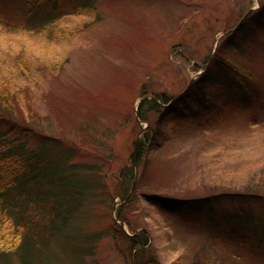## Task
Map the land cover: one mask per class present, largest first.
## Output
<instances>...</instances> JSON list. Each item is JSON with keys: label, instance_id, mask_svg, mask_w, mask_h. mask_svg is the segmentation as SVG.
Listing matches in <instances>:
<instances>
[{"label": "rangeland", "instance_id": "obj_1", "mask_svg": "<svg viewBox=\"0 0 264 264\" xmlns=\"http://www.w3.org/2000/svg\"><path fill=\"white\" fill-rule=\"evenodd\" d=\"M95 4L98 18L60 44L41 42L39 36L9 31L0 24L1 79L12 60L27 61L32 67L33 59L42 64L59 59L55 69H41L40 78L26 79L20 86L22 103L29 100L20 114L37 133L54 135L59 143L74 148L73 162L95 164L103 177L106 198L96 197L77 214L75 228L80 234H102L85 264H132L118 234L121 230L131 235L129 226L134 234L146 233V253L155 264H264L257 248L252 250L243 238H236L238 225L222 241L219 232L213 249L217 233L205 226L202 215L196 218L199 221L181 213L165 217L144 196L123 207V221L116 219L124 206L116 196L120 191L116 175L129 164L134 143L146 127L138 123L135 112L142 96H159L166 104L160 113L149 115L152 129L138 167L144 174L142 191L184 202L208 198L212 212L241 208L259 224L264 201H247L242 192L264 188L257 174L264 168V30L259 24L264 21L255 17H264V0H95ZM16 8L31 14L19 0H0V21L7 19L6 27L15 28ZM246 24L256 30L245 35L247 43H258L253 55L262 62L242 59L247 70L238 79L259 80L253 84L254 105L205 113L193 103L199 93L209 99L213 85L201 87L197 79L207 67L216 69L218 42L234 33L244 35L247 27L240 33L238 29ZM238 59L232 61L237 67ZM230 81L228 75L216 91ZM33 83L35 90L29 92ZM196 109L199 117L192 112ZM219 192L241 196L211 198Z\"/></svg>", "mask_w": 264, "mask_h": 264}, {"label": "trees", "instance_id": "obj_2", "mask_svg": "<svg viewBox=\"0 0 264 264\" xmlns=\"http://www.w3.org/2000/svg\"><path fill=\"white\" fill-rule=\"evenodd\" d=\"M23 3L30 8L31 14L26 16L16 8L18 16L15 28L6 27L9 21L5 18V21H0L1 26L9 31L18 30L16 32L39 36L40 40H56L57 44L68 36L81 34L94 18H98L95 0H19L20 6ZM255 17L257 22L264 21L263 15L256 14ZM76 19L79 20L73 23ZM259 24H262L264 30V23ZM244 27L248 28L243 32L244 35L234 33L218 42L214 51L216 69L209 70L207 67L197 79V84L200 83L201 87L213 85L209 99H204L203 94L199 93L193 103L198 108L202 107L205 113L214 110L219 114L238 107H245L243 109L246 110L247 106L254 105L253 84L258 79L252 82L243 79L240 82L238 77L243 69L247 70L242 59L250 63L254 60L262 61L253 55L258 43H247L245 35L246 32L255 34V28L252 25H241L238 33ZM60 33L63 34L61 39ZM57 56L59 55L56 54ZM236 58H239L238 67L232 62ZM33 60L36 63L30 64L32 67L25 64L27 61L12 60L6 68L7 75L0 78V264H85V258L93 254L95 244L102 234H80L75 228L77 214L82 208L94 203L96 197L99 196V201L102 197L106 198L103 177L99 176L97 165L73 162L76 152L74 148L59 143L54 135L37 133L35 127L26 121V116L20 114L21 106L26 108L29 102L25 100L27 103H22L20 86L26 79H29L26 82H35L36 78H40L41 69L53 70L59 61L56 58V62L42 64L41 61ZM14 62L17 63L16 66ZM228 75L231 76L230 83L217 92L219 83ZM34 84H31L29 92L35 90ZM142 97L135 118L138 123L146 124V127L134 143L135 152L129 164L122 167L116 175L120 188L116 196L124 202V206L116 212V219L123 221V207L130 206L139 196H144L146 203L159 208L165 217L181 213V217L199 221L196 218L202 215L205 226L217 233V238L213 236V249L218 244L219 232L222 241L223 235H227L230 229L234 233L233 226L238 225L241 231L236 238H243L251 245L250 249L257 248L259 254L264 256V207L257 225L254 221L251 222L249 211L241 208L235 211L212 212L208 198L199 199L197 202H184L181 199L172 200L166 194L142 191L144 174L143 171H138V167L141 156L147 152L145 140L148 141L150 136L147 132L152 129L149 115L160 113V108L166 104L159 96ZM192 112L197 114L198 111L196 109ZM183 114L184 112L180 113L179 118ZM194 116L199 117L198 114ZM134 155L137 159H134ZM258 172V178L262 177L258 180L264 187V168ZM220 193L212 195L211 198L241 196L238 192ZM242 196L247 201L262 202L264 188L262 192L246 190L242 192ZM129 229L131 235L121 230L118 234L120 241L128 249L130 262L155 264V259L146 253L149 246L146 233L141 231L134 234L131 226Z\"/></svg>", "mask_w": 264, "mask_h": 264}]
</instances>
